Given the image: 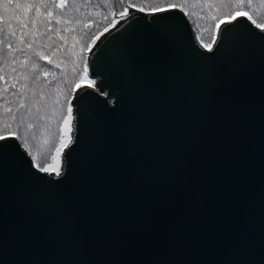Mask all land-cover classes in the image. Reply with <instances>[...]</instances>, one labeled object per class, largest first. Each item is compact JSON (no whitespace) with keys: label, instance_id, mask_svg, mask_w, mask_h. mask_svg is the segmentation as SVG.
<instances>
[{"label":"water","instance_id":"water-1","mask_svg":"<svg viewBox=\"0 0 264 264\" xmlns=\"http://www.w3.org/2000/svg\"><path fill=\"white\" fill-rule=\"evenodd\" d=\"M128 11L62 176L0 151V264H264V31L238 16L209 51L181 9Z\"/></svg>","mask_w":264,"mask_h":264},{"label":"trees","instance_id":"trees-1","mask_svg":"<svg viewBox=\"0 0 264 264\" xmlns=\"http://www.w3.org/2000/svg\"><path fill=\"white\" fill-rule=\"evenodd\" d=\"M133 1L0 0V108H12L19 97L25 101L31 89V94L35 95L54 91L52 81L67 72L66 69L70 66L77 70L81 67V62L76 61V58L79 59L82 49L89 48L90 43L84 41H87L92 36L91 31L95 30L91 24L97 21L95 17L98 15L93 13L98 7H114L119 11L120 5L128 8L134 4ZM169 4L177 5L175 8H180L186 13L194 31L197 30L198 16L210 8L209 0H171L167 5ZM233 13L234 10L230 8L219 10L215 17L226 19L232 17ZM246 13L257 24L264 25V16L248 10H245ZM2 78L14 81V87L3 83ZM80 79L78 81H89L93 77L88 72L82 73ZM66 83H69V79L62 83V89L69 86ZM18 84L22 85L21 89H17ZM58 94L64 95L62 92ZM72 122L66 121L62 127V136L67 144L72 137ZM16 138L23 145L22 140ZM33 162L37 164L36 161Z\"/></svg>","mask_w":264,"mask_h":264},{"label":"rangeland","instance_id":"rangeland-1","mask_svg":"<svg viewBox=\"0 0 264 264\" xmlns=\"http://www.w3.org/2000/svg\"><path fill=\"white\" fill-rule=\"evenodd\" d=\"M170 1L171 0H134V4H131L130 7L140 12L148 13L154 12L152 11L153 8L166 7ZM209 5L210 8L198 16L197 30L195 29L199 42L201 43V41H203L201 44L203 46L207 44L209 48L215 43L222 23L233 20L238 16H245L248 18V13H246V15L245 10L251 11L253 14L264 16V0H209ZM118 8L119 11L114 7L105 8L100 5L93 13L98 15L95 17L97 21L91 24V27L95 30L91 31L92 36H90L87 41H84L90 43L89 48L88 50L82 49L79 52V59L76 58V61L81 62V67L77 70L70 66L66 69L67 72H64L58 79L52 81L55 86L54 91L42 92L35 95L31 94L33 93L31 89L25 101L21 100L20 97L17 99L16 104L12 107L13 109L0 108V133H4L5 127L8 126L13 133H16V137L22 140L23 144L24 141L27 140L28 147L26 148L29 155L35 157L33 160L36 161L37 164L51 163V156L56 154V147L60 144L63 125H65L66 121H68V123L73 121V110L70 113L69 107L72 105L71 103L75 93L83 87H95V78L89 81L78 80H81L80 75L82 73L88 74V72H90L88 58L98 40L113 27L121 24L123 19L127 17L129 13L127 6L125 7L122 4ZM229 8L234 10L232 17L226 19H223L225 17H215L217 11H225ZM110 9L112 10L109 11ZM121 13H125V15L122 16ZM100 18L103 21L100 20ZM101 22L102 24L100 25ZM105 29H107V31H105ZM72 35L75 38V35ZM69 38H71V36H69ZM59 78L63 80H59ZM4 79L5 78H2L3 83L9 84V87H13L14 81L11 82L8 78H6V80ZM68 79L69 83L66 84H69V86L67 85L62 89V83H64V81L66 82ZM21 86L18 84L16 87L17 89H21ZM58 90L60 91L56 92ZM61 92L64 94L63 96L58 94ZM21 105L23 106L21 107ZM9 109H11V111H9ZM13 117L15 118L13 119ZM63 151L64 150H61L59 154L60 171L63 166ZM43 154H47L48 160L42 159ZM48 172H52L51 169H49Z\"/></svg>","mask_w":264,"mask_h":264},{"label":"snow or ice","instance_id":"snow-or-ice-1","mask_svg":"<svg viewBox=\"0 0 264 264\" xmlns=\"http://www.w3.org/2000/svg\"><path fill=\"white\" fill-rule=\"evenodd\" d=\"M177 7V5H173V4H169L167 5V7H156L153 8L152 11L157 12V13H166L169 9H173ZM121 15H125V13H121ZM248 19L252 22V24H254L257 28L261 29V31H264V25H260L257 24V22L255 20L252 19L251 16L248 17ZM229 29V25L226 24L225 27L223 29H221V33L222 36L224 33H226ZM105 31H107V29H105ZM14 34V33H13ZM201 43H203V41H201ZM206 48H209V46L207 44L204 45ZM213 49L209 48V51H212ZM45 58V57H42ZM49 63H51V61H49ZM14 87V85H13ZM88 91V88H81L80 92H78L77 95V99H79L81 96H83L84 94H86ZM96 91L99 93V85H96ZM101 95H108L107 93H100ZM23 105H21L22 107ZM77 107L76 105V101L74 100L72 102V105L69 107V112L71 113L73 108ZM9 111H11L9 109ZM15 117H13L14 119ZM16 137V133H13L10 128L8 126L5 127V132L4 133H0V151L3 150L4 146L7 145V141L9 139H13ZM71 143H75V133H73V137L71 139ZM69 145L65 142L64 137L61 136L60 137V144L59 146L56 147V154L51 156V163H40V164H34L33 167L34 168H38V170L41 173H46L49 171V169H51L54 178H60L62 176V172L60 171V163H59V154L61 152L62 149L67 148ZM21 147H28V142L27 140L24 141V144L21 145ZM68 153L69 152H65L64 156H65V165H67L68 163ZM31 159H35V157H31ZM42 159L43 160H48V156L47 154H43L42 155Z\"/></svg>","mask_w":264,"mask_h":264},{"label":"bare ground","instance_id":"bare-ground-1","mask_svg":"<svg viewBox=\"0 0 264 264\" xmlns=\"http://www.w3.org/2000/svg\"><path fill=\"white\" fill-rule=\"evenodd\" d=\"M132 17L131 16H127L123 19L122 23H125L127 22L128 20H130Z\"/></svg>","mask_w":264,"mask_h":264}]
</instances>
